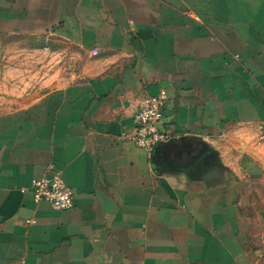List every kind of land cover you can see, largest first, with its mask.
Returning <instances> with one entry per match:
<instances>
[{"label": "crops", "instance_id": "0c3cea01", "mask_svg": "<svg viewBox=\"0 0 264 264\" xmlns=\"http://www.w3.org/2000/svg\"><path fill=\"white\" fill-rule=\"evenodd\" d=\"M0 35L80 66L0 112V264H264V0H0ZM160 93L204 165L159 172L128 139ZM50 164L70 211L21 192Z\"/></svg>", "mask_w": 264, "mask_h": 264}, {"label": "rangeland", "instance_id": "374dc122", "mask_svg": "<svg viewBox=\"0 0 264 264\" xmlns=\"http://www.w3.org/2000/svg\"><path fill=\"white\" fill-rule=\"evenodd\" d=\"M41 43L32 37L0 35V112L21 107L43 88L62 87L76 80L79 65L35 57L37 52L31 49Z\"/></svg>", "mask_w": 264, "mask_h": 264}, {"label": "built area", "instance_id": "2783aa9c", "mask_svg": "<svg viewBox=\"0 0 264 264\" xmlns=\"http://www.w3.org/2000/svg\"><path fill=\"white\" fill-rule=\"evenodd\" d=\"M165 96L145 95L137 104L133 115V134L128 138L136 148L150 153L157 144H164L173 136L163 129V105ZM258 138L264 141V121L256 124ZM22 193L30 192L35 204L44 203L57 211H70L74 207V194L61 177L60 170L50 164L38 180H33L28 187L21 189Z\"/></svg>", "mask_w": 264, "mask_h": 264}, {"label": "water", "instance_id": "95a60500", "mask_svg": "<svg viewBox=\"0 0 264 264\" xmlns=\"http://www.w3.org/2000/svg\"><path fill=\"white\" fill-rule=\"evenodd\" d=\"M209 149L201 142L170 140L164 144H157L150 152V165L153 169L165 173L175 169L177 165L189 161L202 160L206 163ZM204 162V163H203Z\"/></svg>", "mask_w": 264, "mask_h": 264}]
</instances>
